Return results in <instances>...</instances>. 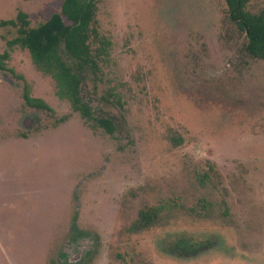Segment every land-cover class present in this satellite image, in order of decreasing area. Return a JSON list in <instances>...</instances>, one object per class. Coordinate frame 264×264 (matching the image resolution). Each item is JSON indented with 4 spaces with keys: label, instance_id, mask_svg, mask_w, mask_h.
Returning a JSON list of instances; mask_svg holds the SVG:
<instances>
[{
    "label": "rangeland",
    "instance_id": "374dc122",
    "mask_svg": "<svg viewBox=\"0 0 264 264\" xmlns=\"http://www.w3.org/2000/svg\"><path fill=\"white\" fill-rule=\"evenodd\" d=\"M61 7L0 0V264H264V59L225 1L99 0L111 43L84 95L113 133L8 43L4 21ZM150 206L159 223L129 231Z\"/></svg>",
    "mask_w": 264,
    "mask_h": 264
},
{
    "label": "trees",
    "instance_id": "16d2710c",
    "mask_svg": "<svg viewBox=\"0 0 264 264\" xmlns=\"http://www.w3.org/2000/svg\"><path fill=\"white\" fill-rule=\"evenodd\" d=\"M224 1L229 18L246 35V48L251 57L264 59V9L257 13L250 11L249 0ZM98 4L99 0H62L60 12L35 26L23 11L15 20L4 23L17 29L9 45H19L29 51L36 68L55 81L57 95L67 99L83 118L94 120L107 132L113 133V119L95 116L93 106L84 95L87 75L100 71L103 53L111 43L99 30ZM8 58L7 52H0V69L7 68ZM24 99L30 106L53 110L43 99L33 98L28 93ZM161 210L162 206L143 208L129 231L139 232L158 224Z\"/></svg>",
    "mask_w": 264,
    "mask_h": 264
}]
</instances>
